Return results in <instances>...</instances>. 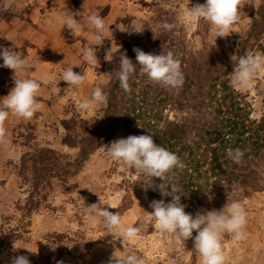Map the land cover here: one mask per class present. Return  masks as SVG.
Returning <instances> with one entry per match:
<instances>
[{
	"label": "rangeland",
	"instance_id": "374dc122",
	"mask_svg": "<svg viewBox=\"0 0 264 264\" xmlns=\"http://www.w3.org/2000/svg\"><path fill=\"white\" fill-rule=\"evenodd\" d=\"M205 2L0 0V47L27 51L25 47L30 43L29 38L20 33L22 24L27 30L38 29L39 23L42 26L34 36V56L29 58L34 62L35 77L41 82L42 108L30 120L14 115L8 117L5 126L9 143L15 149L11 157L4 158L7 145H0V254L4 249L11 250L13 256L9 264L13 257L20 255L27 256L30 264H108L114 251L116 255L134 253L143 258L145 264H201L199 254L194 251L195 232L192 239L183 243L156 229L151 215L150 189L144 190L143 181H138L142 177L132 169L105 155L110 143L96 150L79 169L76 167L74 160L79 149L63 144L66 130L62 121L74 117L78 121L88 120L92 128L97 126L107 103L90 112L82 111L79 104L90 98L95 86H101L104 92L107 90L111 76L101 71L104 61L111 59L135 33L143 31L145 24L159 32L158 25L162 24L158 20L159 12H168L177 18L183 9ZM244 3L241 20L233 26L235 32L227 37H217L215 41L208 22L203 20L181 26L190 50L197 53L219 43L228 50H237L259 19L258 10L264 0H244ZM93 11L109 26V39L95 46L99 61L95 66L87 64L82 55L84 48L94 43L91 25H85L75 35L66 25L62 27L74 14L79 13L74 18L80 20ZM9 34H14V43L4 38ZM262 40L261 43L254 41L247 54L264 53V36ZM17 44L20 47H16ZM30 51L28 49V54ZM70 65H75L73 71L76 73H87L83 84L69 87L61 80L62 70ZM57 86L58 91H52ZM243 93L253 105L254 118L260 119L264 115V71L258 75L252 89ZM43 148L57 151L62 166L71 173L51 179L49 173L37 189L33 157H27L25 163L23 159L28 153L37 158L38 151ZM233 200H239L246 207L247 237L234 241L229 234H224L226 264H264V188L237 190L214 197L211 210H220ZM100 201L109 211H119L124 223L140 227V235L123 243L107 235L103 226L94 223L92 216L85 212V205ZM13 244L23 248L14 249Z\"/></svg>",
	"mask_w": 264,
	"mask_h": 264
},
{
	"label": "trees",
	"instance_id": "16d2710c",
	"mask_svg": "<svg viewBox=\"0 0 264 264\" xmlns=\"http://www.w3.org/2000/svg\"><path fill=\"white\" fill-rule=\"evenodd\" d=\"M258 16L237 50H228L219 43L197 53L190 50L182 27L155 32L145 24L143 31L135 33L111 59L104 61L101 71L110 74L111 80L105 91L107 106L97 126L92 128L88 120L78 121L74 117L62 121L66 130L63 144L79 149L74 160L76 167L79 169L96 150L114 140L148 134L157 145L176 153L186 165L165 181L170 187L180 188L186 213L195 216L198 212L210 211L212 198L232 191L263 189L264 115L260 119L254 118L249 96L236 91L230 84L238 58L247 54L254 41H263L264 3ZM158 20L172 23L176 18L168 12H159ZM134 48L156 55L173 51L181 60L182 87L169 90L154 84L137 65L129 81L132 91L124 92L115 73L119 70L121 54L136 63ZM0 63L3 64L2 59ZM237 148L244 153L240 163H234L227 155L229 149ZM27 157H33L37 189L49 173V179L71 173L64 169L55 150L40 149L35 159L34 154L28 153L24 163ZM154 183L158 185L162 181L154 178ZM149 189L151 201L164 199L167 203L172 199L161 196L158 189ZM9 250L1 252V264H9L13 256Z\"/></svg>",
	"mask_w": 264,
	"mask_h": 264
},
{
	"label": "clouds",
	"instance_id": "9594fccd",
	"mask_svg": "<svg viewBox=\"0 0 264 264\" xmlns=\"http://www.w3.org/2000/svg\"><path fill=\"white\" fill-rule=\"evenodd\" d=\"M55 2L57 3V0ZM244 4V0H206L204 4H196L183 9L174 22L165 21L158 25V28L172 31L183 25L203 20L208 22L210 35L215 37L216 41L217 37H227L235 32L233 26L240 22V12ZM76 15L80 14L76 13L66 19L62 27L66 25L75 35L85 25H91L90 30L95 33L94 43L85 47L82 55L87 64L95 66L99 64L95 46L102 45L106 38L109 39L107 35L109 26L97 12H90L82 16L80 20L74 18ZM120 30L126 31L123 28ZM4 38L14 43V34H9ZM133 51L136 53V63L126 54H121L119 70L115 73V78L124 92L131 93L132 91L129 81L135 74L137 65L154 84L169 90L182 87L184 74L181 60L175 56L173 51L169 50L167 53L162 51L158 55L145 53L139 48H134ZM0 59L3 60L0 67L13 71L15 85L7 96L0 98V145H7L4 152V158L7 159L14 154L15 149L9 143L6 121L10 114L30 120L40 111L42 108L39 100L41 82L34 76H24L25 71L33 69L34 65L26 57L21 56L14 47H0ZM74 66L70 65L61 72V80L69 87L79 86L88 78L85 72H74ZM262 71H264V53L255 52L240 56L231 73L230 84L239 92L251 90ZM52 91H58V86ZM107 101V93L97 85L93 88L90 98L81 100L79 108L90 112ZM105 155L142 177L138 181H143L142 187L145 191L149 188L158 189L161 196L172 197L167 203L164 199L151 202L150 207L153 209L151 215L154 218L156 229L162 235H172L183 243L192 239L195 231L194 251L199 254L201 264H226L227 257L222 244L225 233L229 234L234 241L246 239L247 212L245 205L239 200L227 202L220 210L198 212L195 216L185 212V205L181 203L180 188L176 185L170 187L165 181L174 177L176 171L183 170L186 165L176 153L157 145L152 135H130L127 138L114 140L106 146ZM227 155L234 163H240L244 153L237 148L229 149ZM154 178H159L162 183L155 184ZM235 189L236 186L233 185V190ZM85 212L92 216L94 223L103 226L107 235L111 234L114 240L119 239L122 243L133 241L141 233L140 227L124 223L119 211L115 213L109 211L101 201L85 205ZM13 248L23 247H16L13 244ZM11 264H30V260L27 256L20 255L13 257ZM108 264H145V260L131 252L116 255L114 251Z\"/></svg>",
	"mask_w": 264,
	"mask_h": 264
},
{
	"label": "crops",
	"instance_id": "0c3cea01",
	"mask_svg": "<svg viewBox=\"0 0 264 264\" xmlns=\"http://www.w3.org/2000/svg\"><path fill=\"white\" fill-rule=\"evenodd\" d=\"M96 7H98V5ZM21 28H22V30H21L20 33L24 34V37L29 38L30 45L25 47V48H27V51L25 50L23 52V50H18V52L19 53L23 52L22 56L26 57L29 60L30 57L34 56V36L36 37L37 33L40 32V28H42V26L39 23L38 29L37 28L36 29L30 28V30H27L26 26H23V24H22ZM22 41H24V39ZM43 44L45 46L47 45L46 42H43ZM17 45L18 46H16V47H20L19 44H17ZM46 48H47V46H46ZM28 49L32 51L31 55H30L31 51L28 54ZM31 63L34 65V62H31ZM0 65H2V64L0 63ZM24 75H26L25 77H28V76H34L35 77L36 72H34V68L33 69H28V70L25 71ZM10 79L13 81V71L11 69H9V71H7L5 69V67H0V98H3L5 96H7L8 93L10 92V90L15 86L14 82L11 83L12 81H10ZM11 115L12 114L9 115V119L11 118Z\"/></svg>",
	"mask_w": 264,
	"mask_h": 264
}]
</instances>
